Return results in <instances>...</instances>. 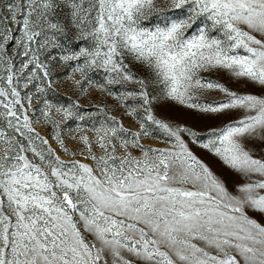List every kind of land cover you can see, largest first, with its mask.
Returning a JSON list of instances; mask_svg holds the SVG:
<instances>
[{
	"label": "snow or ice",
	"instance_id": "obj_1",
	"mask_svg": "<svg viewBox=\"0 0 264 264\" xmlns=\"http://www.w3.org/2000/svg\"><path fill=\"white\" fill-rule=\"evenodd\" d=\"M0 264H264V0H0Z\"/></svg>",
	"mask_w": 264,
	"mask_h": 264
}]
</instances>
